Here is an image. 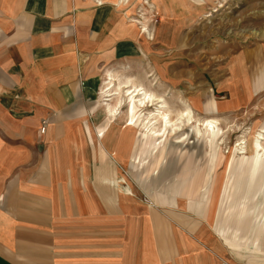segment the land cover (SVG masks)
Segmentation results:
<instances>
[{
	"label": "crops",
	"instance_id": "0c3cea01",
	"mask_svg": "<svg viewBox=\"0 0 264 264\" xmlns=\"http://www.w3.org/2000/svg\"><path fill=\"white\" fill-rule=\"evenodd\" d=\"M149 1L138 21L143 0H0V264H249L216 231L217 204L189 208L204 179L148 182L141 129L127 139L99 101L106 73L176 51L214 0ZM228 58L218 112L264 93V44Z\"/></svg>",
	"mask_w": 264,
	"mask_h": 264
},
{
	"label": "rangeland",
	"instance_id": "374dc122",
	"mask_svg": "<svg viewBox=\"0 0 264 264\" xmlns=\"http://www.w3.org/2000/svg\"><path fill=\"white\" fill-rule=\"evenodd\" d=\"M201 7V16L182 33L183 40L176 51L158 49V53L163 54L149 55L145 65L112 74L115 86L111 90L129 79L131 84L163 97L166 108L173 112L184 110L183 102H187L195 119L217 122L213 137L205 133L198 139L193 129L180 134V139L162 133L155 137L159 133L143 125L145 109L129 101L124 103L120 96L107 98L101 93L109 82L108 73L102 79L104 85L98 98L100 103H105L111 117H115L114 127L130 128L125 129L132 131L127 139H132L135 128L141 129L136 136L137 151L133 156L142 165V168L138 166L137 173L142 171L148 182L151 177L155 178L154 171L159 178H166L165 181L203 178V184L196 183L195 198L200 187L204 192L195 202L189 199V208L204 207L207 199L210 209L217 204L216 231L233 252L248 253L244 258L249 264L264 263V252L259 249L264 237V158L250 148L253 138L264 133V93L243 109L218 112L215 102L229 96L217 91L214 85L225 78L228 57L231 60L237 50L264 44V0H214ZM153 8L149 0H143L136 9V20L142 21L139 17L145 14L154 17ZM149 27L151 29V25ZM143 32L151 36L148 28L144 27ZM186 135L187 139L183 140ZM261 143L264 146V140ZM143 165L148 168L144 169ZM161 165L168 167L158 169ZM175 173L176 176L171 177Z\"/></svg>",
	"mask_w": 264,
	"mask_h": 264
},
{
	"label": "bare ground",
	"instance_id": "6f19581e",
	"mask_svg": "<svg viewBox=\"0 0 264 264\" xmlns=\"http://www.w3.org/2000/svg\"><path fill=\"white\" fill-rule=\"evenodd\" d=\"M108 80L109 82L106 84L107 86L104 87L101 92L104 94V97L109 98L111 96H120L124 103L129 101L135 103L137 108L145 109L146 116L143 119V125L145 128L150 129V131L153 130L154 133L158 132L159 134H156V136L154 135L155 137H158L160 133H162L163 136L171 134L173 137H177L180 134L185 133L188 129H193L198 139H200L205 133L210 135V137H213L214 132L216 131L217 122L215 120L203 121L195 119L187 102H183L182 107L184 110L173 112L172 109L166 108V101L163 100V97L156 96V94L154 95L151 91L131 84L129 79H127L126 83L122 85H126V87L119 85L117 88H114V90L111 89L115 86V79H113V75L110 73H108ZM123 89L126 90L123 92ZM119 106L122 105L119 103ZM156 128L159 130L155 131ZM263 134L264 133H258L250 143L252 152L256 153L260 158H264V146L261 143L264 140ZM187 137L188 135L183 136L182 139L186 140ZM178 139H180V136ZM175 141H177V139Z\"/></svg>",
	"mask_w": 264,
	"mask_h": 264
},
{
	"label": "built area",
	"instance_id": "2783aa9c",
	"mask_svg": "<svg viewBox=\"0 0 264 264\" xmlns=\"http://www.w3.org/2000/svg\"><path fill=\"white\" fill-rule=\"evenodd\" d=\"M44 125H45V123L43 122V123H42V128H41V130H40V131H42V132H43V129H44Z\"/></svg>",
	"mask_w": 264,
	"mask_h": 264
}]
</instances>
